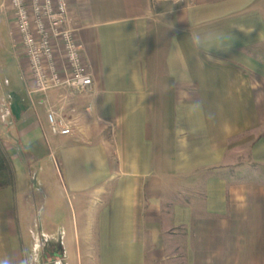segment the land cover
Returning a JSON list of instances; mask_svg holds the SVG:
<instances>
[{"label":"crops","instance_id":"crops-1","mask_svg":"<svg viewBox=\"0 0 264 264\" xmlns=\"http://www.w3.org/2000/svg\"><path fill=\"white\" fill-rule=\"evenodd\" d=\"M68 4L94 87L29 104L4 92L16 184L0 190V264H23L16 197L33 184L70 198V224L97 227L63 235L68 264L93 241L105 264H264V72L234 67L256 63L264 0ZM71 104L79 132L52 136L47 112Z\"/></svg>","mask_w":264,"mask_h":264},{"label":"rangeland","instance_id":"rangeland-1","mask_svg":"<svg viewBox=\"0 0 264 264\" xmlns=\"http://www.w3.org/2000/svg\"><path fill=\"white\" fill-rule=\"evenodd\" d=\"M3 4V0H0V121L2 122L3 119V124L0 122V142L2 144L9 141L8 137L10 135L5 127L10 122L11 113L13 112L12 100L8 96H4V92L5 94L11 92L20 101L29 104L28 94L31 90L28 84L30 70L23 54V48L19 41L14 42V40H11L9 34L11 27L10 15L8 14L9 9L4 8V6L2 7ZM71 28L73 29V27ZM249 54L255 58V64L249 66L235 65L234 67L245 73L255 72L258 77L259 74L264 72V42L251 48ZM247 68H251L252 70H248ZM75 109L76 106L71 104L67 109L68 111H54L72 120L78 115ZM46 162H42L41 165L38 164L33 169L36 172H39L40 168L42 169L39 172L40 183L41 177L46 176L45 174L43 175L48 167ZM256 167L259 169L258 164ZM35 185L33 184L30 192L32 197L30 196V200L26 203L21 202V199L16 197V210L19 218V213L22 214L23 212V215H21L22 222L20 221V235L24 250L23 264H68L67 251L61 241L63 235L69 234L74 227H82L85 233H91L93 239L94 234L98 232L97 227L93 224L84 226L70 224V221L73 220V203L70 198L61 201L58 199V194L50 185L45 186L44 184L39 186L37 184L39 187ZM21 203L22 205L26 204L27 209L25 211H20ZM88 247L90 248L88 250L89 255L85 258L79 256L77 247L71 248V253L75 254L73 257L74 264H105L103 258L98 254L97 242L93 241ZM169 264L185 263L179 259L178 261L171 260Z\"/></svg>","mask_w":264,"mask_h":264},{"label":"built area","instance_id":"built-area-1","mask_svg":"<svg viewBox=\"0 0 264 264\" xmlns=\"http://www.w3.org/2000/svg\"><path fill=\"white\" fill-rule=\"evenodd\" d=\"M3 6L12 13L11 36L20 42L30 70L29 93L87 94L93 89L83 46L70 26L68 0H4ZM47 120L52 136L74 137L79 132L77 118L70 120L50 109Z\"/></svg>","mask_w":264,"mask_h":264},{"label":"trees","instance_id":"trees-1","mask_svg":"<svg viewBox=\"0 0 264 264\" xmlns=\"http://www.w3.org/2000/svg\"><path fill=\"white\" fill-rule=\"evenodd\" d=\"M15 184V167L5 147L0 142V190L14 188Z\"/></svg>","mask_w":264,"mask_h":264}]
</instances>
